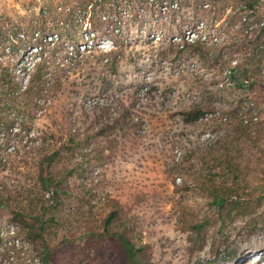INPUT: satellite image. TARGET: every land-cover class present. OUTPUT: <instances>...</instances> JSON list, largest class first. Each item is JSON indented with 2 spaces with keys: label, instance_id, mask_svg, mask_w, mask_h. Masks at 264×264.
<instances>
[{
  "label": "rangeland",
  "instance_id": "rangeland-1",
  "mask_svg": "<svg viewBox=\"0 0 264 264\" xmlns=\"http://www.w3.org/2000/svg\"><path fill=\"white\" fill-rule=\"evenodd\" d=\"M113 1L104 10L110 0H65L66 27L62 0L49 9L43 0H0V264H127L118 236L142 248L141 263L264 264L258 36L227 30L240 59L226 86L232 52L179 50L169 39L176 25H160L147 5L127 8L121 32L110 34L100 16L122 17L124 2ZM180 4L183 21L226 16L238 25L241 6L264 21V0ZM36 17L52 20L37 30L46 41L30 40V30L4 41L11 23ZM88 96L114 99L116 116L86 113ZM195 109L206 113L184 122ZM47 156L55 157L43 187Z\"/></svg>",
  "mask_w": 264,
  "mask_h": 264
},
{
  "label": "built area",
  "instance_id": "built-area-1",
  "mask_svg": "<svg viewBox=\"0 0 264 264\" xmlns=\"http://www.w3.org/2000/svg\"><path fill=\"white\" fill-rule=\"evenodd\" d=\"M110 1L111 2L102 3L108 7L104 10H111V8L114 7V1ZM121 2H124V5L120 6L123 8H121L120 11L118 10L116 13V15L120 14V16H122L120 19L114 15L101 14V20L108 25V28L105 29L106 32L110 34H119L121 32L124 18L129 16L127 8L136 6L137 8L139 7L138 9H141V12L144 13L145 9L141 7L147 5L149 6L148 11H150L152 14L153 19L159 22L160 25H167L169 23L176 25L178 31L169 39L170 42L174 44L179 50H184L188 46L201 44L206 46H217L223 51L232 52V58L230 61L231 66L226 68L224 71L226 86L232 83L231 77H233V68L238 64L240 59V54L234 49V43H238L239 39L231 40L229 33L227 32L228 29L232 30L233 32H236V30L239 29V33L242 37L251 38L253 36H258V44H256L253 51L258 54L264 50V21L261 20L258 22H252L249 19V16L252 15V10H247L245 6L238 8L241 11L237 20L238 25H240L239 28L237 24L232 26L226 16L210 25L207 24L206 20H201L198 22H195V20L192 22L188 20L183 21L180 18V13L182 12L180 0H121ZM126 4H128V6H126ZM203 7L210 8V4L205 3L203 4ZM228 11L230 12V9ZM60 24L67 27V24L62 21H60ZM38 35L39 34L36 33L35 37ZM54 37L57 36L54 35ZM162 37L163 35L160 33H152L150 35V38L154 41H158ZM20 38H24L22 34H20ZM94 38V35H90L86 39L87 42L90 43L93 42ZM260 39H262V41ZM44 41H46V38ZM245 83L249 84L251 82L245 81ZM81 107L86 113H91L99 109H109V115L111 116V119L113 116H116V102H114V99H110L105 96L85 97L81 100Z\"/></svg>",
  "mask_w": 264,
  "mask_h": 264
},
{
  "label": "trees",
  "instance_id": "trees-1",
  "mask_svg": "<svg viewBox=\"0 0 264 264\" xmlns=\"http://www.w3.org/2000/svg\"><path fill=\"white\" fill-rule=\"evenodd\" d=\"M52 0H43V5L46 9H49L51 6ZM65 0H62V6L63 9H61V14L62 15V21L65 24H68L71 21V15L68 14V12L65 10L64 8V4ZM207 3L206 1L204 2V4ZM87 4V3H86ZM85 4V5H86ZM104 9L108 8L106 5H103ZM251 9L253 8L252 6ZM86 8V6L84 7ZM70 16V17H69ZM22 20V19H21ZM24 21L26 23V25L24 24ZM22 20V22H19L17 24L9 26V28L3 30L2 34H3V39L4 41H7L9 44H11L10 42L13 41V39L17 36V34H22V36L24 37L25 35H27L26 31L30 30L31 31V36H30V40H33L34 42H39V41H44L45 37H43V39H39V36L35 37V34L37 33V30H41L42 32H45L48 28L49 25L51 24L52 20H47L46 18L43 19H39V18H35L31 21L28 20ZM29 21V23L27 22ZM24 30H22V28H24ZM50 29V28H49ZM26 30V31H25ZM28 36V35H27ZM14 37V38H13ZM40 43V42H39ZM38 43H33L30 44L29 47H33V48H37ZM253 63V62H252ZM252 66V64H251ZM250 65L246 64L245 67L247 68V70H249V68L251 67ZM3 80V79H2ZM242 85V82H241ZM252 83L248 84V87L251 88ZM205 111L201 110V109H195V110H190L187 112L182 113V117H183V121L186 123H194L196 121H198L200 118H202L205 115ZM55 156H50V157H46L40 167V175H39V179H40V183L42 184L43 187L46 186V183L48 181V171L53 163ZM1 203V201H0ZM112 216H109V221L111 219ZM39 231H41V229H38ZM38 234L36 236V239L39 238ZM118 240L122 246V249L124 250V260L127 264H149V263H141L139 260L136 259V257L141 253L142 248H135L134 245L127 240L126 238L122 237V236H118Z\"/></svg>",
  "mask_w": 264,
  "mask_h": 264
},
{
  "label": "clouds",
  "instance_id": "clouds-1",
  "mask_svg": "<svg viewBox=\"0 0 264 264\" xmlns=\"http://www.w3.org/2000/svg\"><path fill=\"white\" fill-rule=\"evenodd\" d=\"M258 260H260V258H258Z\"/></svg>",
  "mask_w": 264,
  "mask_h": 264
}]
</instances>
